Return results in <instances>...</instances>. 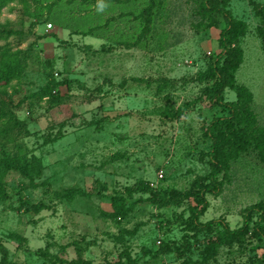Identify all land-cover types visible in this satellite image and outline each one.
<instances>
[{
	"label": "rangeland",
	"instance_id": "374dc122",
	"mask_svg": "<svg viewBox=\"0 0 264 264\" xmlns=\"http://www.w3.org/2000/svg\"><path fill=\"white\" fill-rule=\"evenodd\" d=\"M157 1L144 31L134 17L144 0L126 8L117 4L122 0H5L0 7V55L11 53L21 66L19 78L0 91V156L42 162L32 181L15 170L5 177L0 243L11 261L201 264L211 232L186 220L196 204L192 193L209 181L204 131L226 111L209 98L210 82L199 73L220 52L224 22L206 27L195 0ZM255 4L264 7V0H225L224 8L243 24L233 43L240 61L232 85L248 90L264 128V25ZM91 27L99 29L81 33ZM50 80L61 83L51 92L55 99L40 97ZM223 99H236L233 87L224 88ZM170 107L181 115L165 117ZM223 181L219 192L204 194L199 220L237 228L245 208L264 201V165L244 153ZM138 182L155 191L156 201L135 188ZM66 189L78 193L67 199ZM113 195L131 206L123 218L109 215ZM23 203L44 207L25 212ZM263 250L264 241L247 234L205 264H258Z\"/></svg>",
	"mask_w": 264,
	"mask_h": 264
},
{
	"label": "trees",
	"instance_id": "16d2710c",
	"mask_svg": "<svg viewBox=\"0 0 264 264\" xmlns=\"http://www.w3.org/2000/svg\"><path fill=\"white\" fill-rule=\"evenodd\" d=\"M43 1V0H41ZM136 0H122L118 5L124 8L135 4ZM225 0H195L198 6V12L202 20H205L206 27L217 26L220 22H224V27L219 33L217 40L220 52L216 55L215 60L209 67L199 73V79L208 81L207 93L215 104L226 111V114L214 117L206 126L204 131L205 137L209 140L207 157L210 171L207 175L208 183L203 184L201 188H197L192 193L196 204L190 207V215L186 220L188 227H200L211 232L205 247V253L201 258V264H205L210 258H213L220 246L231 244L234 241L240 240L242 237L249 234L252 238L259 242L264 241V201H259L245 208L244 222L237 228H230L224 220H208L201 222L199 216L204 213L207 203L204 198L205 193H217L223 186V178L227 179L229 170L233 160L244 153L253 152L260 163L264 165V128L261 127L256 119L254 112L250 107L251 95L248 90L239 85H232V71L238 66L240 61V52L233 43L236 41L238 33L242 30L243 24L234 20L228 11L224 8ZM5 4V0L0 1V7ZM117 6L123 10V7ZM158 6L157 0H144V5L134 14V17L144 23L143 31L149 29L152 20V15ZM112 8V6L110 7ZM114 8V6H113ZM256 13L261 18L264 25V7L254 5ZM53 8L49 7V13ZM121 11L119 17H127L131 14ZM51 20V19H50ZM53 21V20H52ZM60 27H63L59 22H54ZM264 27V26H263ZM75 28H78L76 26ZM99 27H91L81 31L82 34H95ZM49 30V29H48ZM71 30H75L71 28ZM78 31V30H77ZM71 32V31H70ZM142 32L138 35V38ZM260 35L264 41V28L261 27ZM21 74V66L19 59L11 53L2 51L0 55V91L11 84L14 79H18ZM59 81L50 80L40 91V97L52 96V90L58 87ZM233 87L236 92V99L231 102L224 101L223 93L226 86ZM182 109H174L170 107L163 111L167 118H178L181 115ZM18 171L21 175L32 181L35 175L42 171V162L39 157L32 156L27 159L24 155L9 156L6 152H2L0 156V200H5L8 195L5 192V177L12 171ZM222 178L219 179L218 176ZM144 192H149V199L156 201V193L147 184L138 182L136 187ZM127 193H131L129 188H126ZM76 189H66L63 195L67 199H73L77 194ZM25 212H38L44 207L42 204H26L23 203ZM112 211L109 213L111 217L123 218L129 212L131 206L126 205L125 197L122 195H113L111 197ZM256 214V219L253 220V215ZM252 221V227L249 223ZM125 256L130 260L128 253ZM131 261V260H130ZM79 264V262H71ZM0 264H17L8 258V251L5 246L0 243ZM105 264H121L118 260L114 263L106 262ZM195 264H198L195 262ZM264 264V250L261 253L259 263Z\"/></svg>",
	"mask_w": 264,
	"mask_h": 264
},
{
	"label": "built area",
	"instance_id": "2783aa9c",
	"mask_svg": "<svg viewBox=\"0 0 264 264\" xmlns=\"http://www.w3.org/2000/svg\"><path fill=\"white\" fill-rule=\"evenodd\" d=\"M46 26H47V30H48V29L52 28V23L48 22V23L46 24ZM159 175L162 176L161 173H160Z\"/></svg>",
	"mask_w": 264,
	"mask_h": 264
},
{
	"label": "crops",
	"instance_id": "0c3cea01",
	"mask_svg": "<svg viewBox=\"0 0 264 264\" xmlns=\"http://www.w3.org/2000/svg\"><path fill=\"white\" fill-rule=\"evenodd\" d=\"M61 31H62V33H63V27L61 28Z\"/></svg>",
	"mask_w": 264,
	"mask_h": 264
}]
</instances>
